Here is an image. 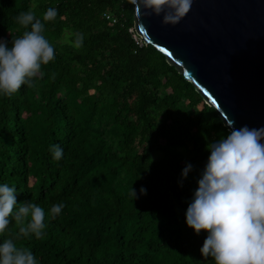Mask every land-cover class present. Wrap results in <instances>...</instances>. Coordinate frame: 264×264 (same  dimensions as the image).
<instances>
[{
  "label": "trees",
  "instance_id": "obj_1",
  "mask_svg": "<svg viewBox=\"0 0 264 264\" xmlns=\"http://www.w3.org/2000/svg\"><path fill=\"white\" fill-rule=\"evenodd\" d=\"M49 7L57 16L43 35L54 59L33 84L0 96V183L15 185L17 203L44 208L45 235L18 236L10 216L0 241L30 249L39 264H214L199 252L206 231L194 233L184 210L205 145L228 133L218 112L130 31L128 0H0V37L22 35L19 12L42 18ZM76 32L79 48L65 40ZM52 143L64 149L59 161Z\"/></svg>",
  "mask_w": 264,
  "mask_h": 264
},
{
  "label": "clouds",
  "instance_id": "obj_2",
  "mask_svg": "<svg viewBox=\"0 0 264 264\" xmlns=\"http://www.w3.org/2000/svg\"><path fill=\"white\" fill-rule=\"evenodd\" d=\"M143 15H161V22L176 24L189 11L192 0H128ZM57 16L55 7L47 8L42 18L31 10L17 14L15 20L24 27L22 35L10 42L0 37V96H11L21 85H31L33 78L43 76L41 66L54 59V48L43 35V21ZM69 35L72 37L69 39ZM65 40L79 48L83 34H66ZM232 122H229L231 125ZM208 156L203 164L196 187L184 210L185 224L206 236L199 248L203 257L214 264H264V125L231 128L223 137L205 145ZM51 158L59 161L64 149L52 143ZM193 165L186 162L180 176L186 177ZM15 185L0 183V234L9 223H17L18 236L41 238L45 229V210L38 203H17ZM140 194L146 189L141 186ZM133 200L137 192L130 187ZM63 202L54 203L49 216H57ZM15 208V211H14ZM0 264H39L34 253L18 247L13 239L0 241Z\"/></svg>",
  "mask_w": 264,
  "mask_h": 264
},
{
  "label": "water",
  "instance_id": "obj_3",
  "mask_svg": "<svg viewBox=\"0 0 264 264\" xmlns=\"http://www.w3.org/2000/svg\"><path fill=\"white\" fill-rule=\"evenodd\" d=\"M161 15L133 6L136 35L163 53L228 131L264 125V0H192L174 25Z\"/></svg>",
  "mask_w": 264,
  "mask_h": 264
},
{
  "label": "built area",
  "instance_id": "obj_4",
  "mask_svg": "<svg viewBox=\"0 0 264 264\" xmlns=\"http://www.w3.org/2000/svg\"><path fill=\"white\" fill-rule=\"evenodd\" d=\"M103 17L106 19V20H110L111 22H114L115 19L114 17L112 16V14H110L109 12H104L103 13ZM134 29H130V31L132 32ZM136 34V33H135ZM134 38L136 39V36L134 35ZM137 40V39H136Z\"/></svg>",
  "mask_w": 264,
  "mask_h": 264
}]
</instances>
